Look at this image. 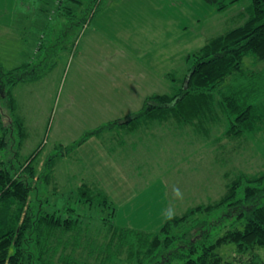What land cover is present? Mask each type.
<instances>
[{
    "label": "rangeland",
    "instance_id": "374dc122",
    "mask_svg": "<svg viewBox=\"0 0 264 264\" xmlns=\"http://www.w3.org/2000/svg\"><path fill=\"white\" fill-rule=\"evenodd\" d=\"M55 2L0 0V64L9 70L30 63V73L47 71L40 80L19 82L12 88L16 113L26 131L17 162L42 142L35 164L41 174L47 170L46 157L58 153L59 145L68 146L64 150L68 156L58 158L50 182L36 183L31 202L43 201L48 211L59 208L65 211L62 216L71 214L66 207L76 208L72 220L81 230L82 243L75 249L81 253L76 254L81 264L99 261L98 249L109 243L112 226L155 230L166 214H179L217 198L224 191L226 176L264 171V121L242 137L227 139V121L216 106V122L207 137L173 119L148 121L134 133L114 127L101 134V144L104 136L119 140L125 136L131 141L120 145L110 139L109 147L120 146L112 154L113 163L120 166L98 174L99 186L90 185L108 195L115 213L106 218L110 207L78 201L81 180L92 183L90 174L72 162L81 152L77 147L69 150L70 145L104 122L136 113L147 95L171 92L192 66L190 55L212 37L242 24L251 1L240 0L217 11L204 0H80L67 3L73 17L65 16ZM38 42L51 46L54 54H47L50 47L37 49ZM244 65L259 69L263 63L247 55ZM6 78H0L1 112H6ZM15 131L17 127L10 129ZM94 139L82 147L91 150ZM89 166L96 169L94 164ZM232 249L223 245L218 252L228 259ZM258 252L264 264V252Z\"/></svg>",
    "mask_w": 264,
    "mask_h": 264
},
{
    "label": "trees",
    "instance_id": "16d2710c",
    "mask_svg": "<svg viewBox=\"0 0 264 264\" xmlns=\"http://www.w3.org/2000/svg\"><path fill=\"white\" fill-rule=\"evenodd\" d=\"M57 1L58 10L68 17L75 14L67 3L80 2ZM204 1L222 11L240 0ZM250 1L249 15L242 24L212 37L190 55L192 66L171 92L146 96L138 112L86 131L69 150L114 127L133 129L148 121L169 119L190 125L197 135L207 137L216 122V106L226 118L227 139L254 131L264 121V109H260L264 106V0ZM41 47H50L47 54H54L51 46L37 45V49ZM247 55L263 66L245 67ZM29 66L30 63H23L5 70L0 64V78L7 76L3 85L6 112L0 111V264H81L77 256L81 253L75 250L82 243L78 234L81 230L77 220H72L76 218L72 215L76 208L66 207L71 214L62 216L65 211L59 208L48 211L43 201L31 202L36 183L50 182L55 162L68 146L59 145L58 153L46 157L47 170L41 174L36 172L35 164L42 142L28 158L17 162L26 131L16 113L12 88L19 82L40 80L47 73H30ZM14 127L17 131L11 133ZM15 135L16 149L12 147ZM226 180L224 191L217 198L189 206L179 214H166L155 230L111 225L110 241L98 249L102 253L95 264H262L258 251L264 252V171L253 175L239 171L226 176ZM77 189L78 201L110 207L106 218L113 217L115 209L106 193L95 191L86 183ZM45 202L48 203L47 198ZM229 244L233 249L227 259L218 248Z\"/></svg>",
    "mask_w": 264,
    "mask_h": 264
},
{
    "label": "crops",
    "instance_id": "0c3cea01",
    "mask_svg": "<svg viewBox=\"0 0 264 264\" xmlns=\"http://www.w3.org/2000/svg\"><path fill=\"white\" fill-rule=\"evenodd\" d=\"M57 1V0H56ZM56 3V2H55ZM7 12H8V10H7ZM6 12V13H7ZM20 36H21V33H20ZM42 37H44V36H42ZM41 38V37H40ZM39 44V42L37 43V45ZM48 44H50V42L48 43ZM37 45H36V47H37ZM155 93H160V92H155ZM152 94H154V93H152ZM161 94V93H160ZM151 95V94H150ZM148 96V95H147ZM143 105V104H142ZM142 107V106H141ZM141 109V108H140ZM139 109V110H140ZM138 110V111H139ZM137 111V112H138ZM141 127H144V126H141ZM141 127H139V128H133V129H131V128H124V129H121V128H118V131H124V132H129V133H134V131H136V130H138V129H140ZM106 132V131H105ZM104 132V133H105ZM103 133V134H104ZM102 134V135H103ZM123 136V135H122ZM92 137H94L95 139H94V143H93V148L91 149V150H88V149H85L84 147H82L83 146V144L84 143H86L90 138H92ZM100 139H102V137H101V135H98V136H96V135H93V136H91V137H89L86 141H84L81 145H79V146H76L77 148H78V150H77V152H81V156L80 157H78L77 159H72L73 161V163H77V164H79L80 165V167L82 168V170L83 171H86V174H90V177H89V179H91V183L92 184H90L89 183V181L88 180H86V179H84V181L83 180H81L82 182L81 183H86L87 185H91L92 187L94 186L95 187V185L96 186H99L98 184H99V182H100V179H98V174H100V173H102L101 175H105L104 173H103V171H108L110 168H114V167H119L118 165H116V163H113V158H114V156H112V154H114V155H116V151H118L120 148V146L119 145H117V146H111V147H109L108 146V143H109V141H110V139L111 140H115V141H113L114 143L115 142H120L119 144L121 145L123 142H125V143H130L131 141L130 140H128V141H126V139H128V137H125V136H123V138L122 139H120L119 140V138L117 139L116 137H114V136H104V138H103V144H101V143H98V141L100 140ZM96 140H97V142H96ZM113 143V144H114ZM76 147H74L71 151H74L75 149H76ZM74 153H76V151L74 152ZM108 154V155H107ZM73 154H71L70 156H72ZM66 156H68L67 155V153L66 154H64L63 155V157H60V158H64V157H66ZM70 156H69V158H70ZM133 155H131V157H132ZM116 159V158H115ZM131 159V158H130ZM59 159H57L56 160V162H55V166H56V163H57V161H58ZM129 160V159H128ZM128 160H126V165L124 164V166H128V164H127V161ZM76 161V162H75ZM71 162V163H72ZM89 163L90 164H94L95 165V167H96V169H93L92 167H90L89 166ZM121 166H122V164H121ZM79 167V168H80ZM92 169V170H91ZM81 170V171H82ZM106 176H108V175H106ZM109 178V177H108ZM107 178V179H108ZM90 186V187H91Z\"/></svg>",
    "mask_w": 264,
    "mask_h": 264
}]
</instances>
